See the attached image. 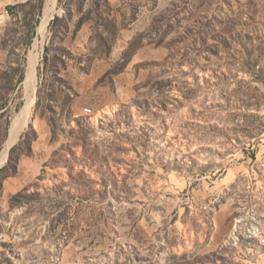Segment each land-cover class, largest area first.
Returning a JSON list of instances; mask_svg holds the SVG:
<instances>
[{
    "label": "rangeland",
    "instance_id": "obj_1",
    "mask_svg": "<svg viewBox=\"0 0 264 264\" xmlns=\"http://www.w3.org/2000/svg\"><path fill=\"white\" fill-rule=\"evenodd\" d=\"M45 2L0 0V151ZM36 71L0 264H264V0H56Z\"/></svg>",
    "mask_w": 264,
    "mask_h": 264
},
{
    "label": "water",
    "instance_id": "obj_2",
    "mask_svg": "<svg viewBox=\"0 0 264 264\" xmlns=\"http://www.w3.org/2000/svg\"><path fill=\"white\" fill-rule=\"evenodd\" d=\"M56 0H46L45 6L43 8L42 15H46V11L49 10V8L52 7L54 4L53 2ZM53 17V16H52ZM38 33V30H37ZM34 46V44H33ZM34 49V47H33ZM34 54V50H32ZM32 59L29 56L28 61H27V66H26V71L23 79V104L19 111L15 114V116L12 118L9 129H8V134H7V139L5 141L9 142L12 141L16 135V132L18 129L22 128L26 119L28 118V115L30 111H32L31 116L29 117L28 122H26L25 126H29L33 122L34 119V109L37 103L38 95H37V71L35 67V71L33 72L32 70ZM13 144V143H12ZM11 144V145H12Z\"/></svg>",
    "mask_w": 264,
    "mask_h": 264
},
{
    "label": "bare ground",
    "instance_id": "obj_3",
    "mask_svg": "<svg viewBox=\"0 0 264 264\" xmlns=\"http://www.w3.org/2000/svg\"><path fill=\"white\" fill-rule=\"evenodd\" d=\"M54 4L52 5L51 8H49L48 11H46V15L41 17V21L37 27V30H38V35H40V37H36L34 39V54L33 52L29 51V56L31 57L32 59V70L33 72L35 71V67L37 65V62H38V59H39V56L41 54V51H42V46H43V43H44V35H45V32H46V27H47V24L49 22V20L51 19V17L53 16L54 12H55V1L53 2ZM32 114V111H30L29 115H28V118L26 119L24 125L22 128L18 129L17 132H16V135L14 137V139L12 141H9V142H6L4 147L2 148V150L0 151V164H2L6 157H7V152L9 150V147L11 146V144L18 138L19 134L21 133V131L23 130V128L25 127L26 125V122H28L29 120V117L31 116Z\"/></svg>",
    "mask_w": 264,
    "mask_h": 264
},
{
    "label": "trees",
    "instance_id": "obj_4",
    "mask_svg": "<svg viewBox=\"0 0 264 264\" xmlns=\"http://www.w3.org/2000/svg\"><path fill=\"white\" fill-rule=\"evenodd\" d=\"M10 8V7H9ZM12 9V8H11ZM15 168H13L14 171ZM24 190V189H23ZM24 191H19L17 193H15L12 197H11V202L18 196L22 195Z\"/></svg>",
    "mask_w": 264,
    "mask_h": 264
},
{
    "label": "built area",
    "instance_id": "obj_5",
    "mask_svg": "<svg viewBox=\"0 0 264 264\" xmlns=\"http://www.w3.org/2000/svg\"><path fill=\"white\" fill-rule=\"evenodd\" d=\"M85 111L86 112H91V109L90 108H85Z\"/></svg>",
    "mask_w": 264,
    "mask_h": 264
}]
</instances>
